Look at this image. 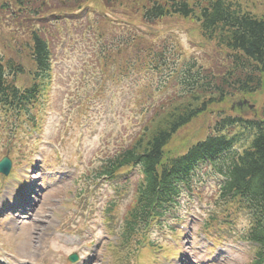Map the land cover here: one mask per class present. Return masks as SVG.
Instances as JSON below:
<instances>
[{
	"label": "rangeland",
	"instance_id": "rangeland-1",
	"mask_svg": "<svg viewBox=\"0 0 264 264\" xmlns=\"http://www.w3.org/2000/svg\"><path fill=\"white\" fill-rule=\"evenodd\" d=\"M41 1H44L41 15L46 17H51V13L59 11L66 2V0H35L34 4L38 5ZM3 2L4 0H0V52L9 53L13 48H3V45L9 42V38L15 39L18 36L24 39L30 36V31L26 27L28 26L27 23H20L19 18H15L10 12L2 8ZM143 2L145 0H126L124 3L126 9L131 14L136 15L133 19L128 18L121 11L110 12L100 1L93 0L88 3L89 6L84 10L85 17L80 18L71 14L68 22L63 24L62 31L61 28L51 25L48 20H40L44 28L55 31L49 38L50 48L53 52L51 66L54 65V69L51 70L49 81L43 83L40 89L41 93L37 98L40 105L34 108L38 127L36 133L31 130L27 132L24 129L26 123L21 126L20 130H14V123H18V120L14 119L13 115H5V112L0 108V156L4 151V146L9 143L7 142L9 137L13 140V144L9 143V145L16 156L15 173L22 172V167L25 164L20 165V162L23 158H29L33 162L31 167L34 168L35 172H38L37 166L42 162H37V160L42 158L41 154L44 153L43 162L45 166L41 172L36 173V179L33 178L32 174H29L28 180L23 182L25 186L32 183H40L46 186L53 183L55 179L53 176L48 177L51 171L46 170L54 158L46 152L47 148L42 146L45 141L49 148L48 143L53 142L55 144V147L60 150L63 161L67 164L61 166L62 170L58 174L61 179L52 188H49L42 196L40 193L43 190H40L39 195H37L38 200L35 199V205L31 209L21 208L19 216L0 212L1 239L14 245L21 257L26 255V251H30L33 255L29 257L30 262L41 260L39 262L41 264H70L68 260L72 252L88 254L80 245L68 246L52 236L48 225L52 224L51 216L57 214V226L59 228L62 226V228L73 233L83 235L84 240L93 242L95 249L90 253L89 264H154V260L151 258V250L148 247H142L143 250L140 251L134 247V252H137L135 256H133L134 254L130 256V251H120L122 248L118 251L114 250L116 247L115 222L120 221L125 205L130 203L135 185L134 177H138L137 171L134 170L129 176H127L126 171H122L114 182L111 181V186L105 183L99 187L98 184L85 181L83 176L85 172H89L91 167L100 164L101 157L111 153L117 136L121 135V137L119 136L121 139H126L132 131L139 128L145 119L139 112V106L136 105L139 95L143 97L142 86L144 72H146V68L143 67L144 62L138 66L135 62L137 67H133V69L138 70V73H141L139 78L126 76V69L129 67H125L124 63L130 55L126 54L114 58V54L110 50L113 38L104 31L107 29L110 32L117 31L116 42L118 44H120L118 33H124L123 36L130 33L139 38L141 44L173 47L176 52H181L183 57L193 56L203 61L205 57L209 60L210 57L207 53L212 54V50L207 45H200V37L194 34L195 27L184 20H179L176 15L146 23L139 15L138 3L142 5ZM118 6L115 4L112 9L115 10ZM253 8L255 9L252 11L255 13H258V10L264 12V6L263 8L253 6ZM99 11L106 13V22L101 26L98 25L101 16ZM95 22L98 31L94 27ZM56 24H59V21ZM197 29L199 31L198 25ZM97 34L102 37L100 38ZM13 44L16 45L15 40ZM16 58L26 67L33 66L27 52H24L23 56L16 53ZM62 61L64 71L59 66L62 65ZM214 67L224 66L221 63H215ZM166 70L168 71V68ZM222 70L223 68L218 69L219 72ZM26 79L27 76L20 78L21 82L18 84L21 87L27 86ZM157 83L158 78H155L153 87ZM263 88L264 86L248 95L246 100L253 108L250 109L246 106L247 109H244L246 114L252 115L255 111L261 113L259 109L264 103ZM178 90L179 87H176L175 84L156 90L154 102ZM238 98L236 97L234 100ZM234 100H231L230 106ZM177 101L167 104L166 110L170 109ZM154 102L150 98V103L144 104L147 109V106L153 103L154 109L157 110L158 116L153 119V125L160 119L164 108L163 104ZM213 109L215 111L217 107L215 106ZM212 120L209 117L194 119L189 126L179 130L172 138L170 141L172 148L184 149L190 141L202 136L206 126ZM151 128L152 124L149 129ZM37 140L39 144H36ZM41 146L42 148L39 149ZM23 149L24 156L22 155ZM15 173L10 177L13 178ZM42 175L43 180H40ZM201 176L205 180H212L213 185L205 182V180L200 184ZM216 176L209 166L203 167L195 176L193 189L190 188L188 194L183 193L178 199L180 204L175 209L174 215L180 218L179 221L184 224V229L180 234V240L179 236H175L179 243L175 246L178 248H173L169 243L166 244L168 251L173 249L174 254L180 256V259L176 261L177 264H204L201 262L205 259L208 261L211 255L206 250L208 242H203L196 237L208 240L211 238L204 237L201 225L196 223L188 213L198 216L208 214L207 210L211 208L207 202L210 201L214 189H217ZM128 177L131 179L132 187L130 186L127 193L125 187L123 188L124 193H119V186H125ZM0 178L4 179L1 176ZM0 185L2 187L3 184L0 183ZM195 190L201 195L197 194ZM40 196L41 199H39ZM66 197H68L69 202L78 204L79 210L69 209L65 203ZM109 201H115L117 208L114 216L115 221L109 220L110 222L104 223L102 211L105 210H102V207L111 205ZM231 211H234L233 207H231ZM234 218L237 224L234 226L235 228L245 225L244 216L234 214ZM171 222L172 219L168 217L166 221L162 220L160 224L151 228L150 238L157 245L162 240L169 241L168 223ZM103 226L105 230H103ZM108 227H110V231ZM174 227L178 226L175 225ZM225 230L226 228L222 229V231ZM108 234L110 237L105 238ZM48 235L54 239L50 243H46ZM228 237L232 241H236L234 234H230ZM110 242L113 243V247L111 244L107 245ZM250 246L251 244L241 248L237 244H233L221 256H218L219 252L214 253L213 257H217V262L210 264H246L251 257L248 255ZM129 248L131 247L129 246ZM43 249L47 251L46 255H43ZM125 254L128 257L127 260H124ZM182 257L184 259L181 260Z\"/></svg>",
	"mask_w": 264,
	"mask_h": 264
},
{
	"label": "trees",
	"instance_id": "trees-1",
	"mask_svg": "<svg viewBox=\"0 0 264 264\" xmlns=\"http://www.w3.org/2000/svg\"><path fill=\"white\" fill-rule=\"evenodd\" d=\"M14 1L19 10L27 9V1L32 2ZM117 1L107 0L106 3L114 6ZM147 1L148 5L143 4L140 8L145 20L169 14L198 18L204 36L231 51L235 63L230 65L229 62L223 73L195 70L190 81L191 91H194L189 95L191 97L175 102L164 111L161 122L146 133V138L140 137L139 141L104 160L97 175L112 176L124 166L140 167L143 177L137 185V206L127 222L132 231L136 228L133 224L137 219L148 221L149 215L156 213L158 203L168 202L177 195L180 183L188 180L198 161H208L223 173L221 195L233 193L248 206L251 216L248 237L257 246L252 264H264V112L260 120H243L241 124L247 128L245 132L230 133L232 117L225 115L227 118L216 122L205 140L193 144L186 151L178 152L179 149L169 146L173 135L198 114L208 111L215 100H225L235 93L244 95L261 87L264 17L254 13L252 6L248 9L233 5L234 0H190V3L187 0ZM76 2L81 5L82 0ZM36 9L32 8L33 11ZM32 35V44L28 45L32 46L31 50H17L7 45L6 49L13 50L4 54L0 52V107L6 113L18 112L26 103L21 97L27 91L18 88L14 82L16 77L25 75L29 69L23 70L16 53L27 51L32 59L34 56L40 72H47L50 68L44 32H33ZM223 109L224 113H228L229 107ZM253 122L254 126L248 129ZM244 135L245 143L235 148V143Z\"/></svg>",
	"mask_w": 264,
	"mask_h": 264
},
{
	"label": "water",
	"instance_id": "water-1",
	"mask_svg": "<svg viewBox=\"0 0 264 264\" xmlns=\"http://www.w3.org/2000/svg\"><path fill=\"white\" fill-rule=\"evenodd\" d=\"M9 164V161L7 158H4L3 160L0 161V169L3 167V166H6Z\"/></svg>",
	"mask_w": 264,
	"mask_h": 264
},
{
	"label": "bare ground",
	"instance_id": "bare-ground-1",
	"mask_svg": "<svg viewBox=\"0 0 264 264\" xmlns=\"http://www.w3.org/2000/svg\"><path fill=\"white\" fill-rule=\"evenodd\" d=\"M259 110H260V112H261V113H263V112H264V108H260ZM262 142H264V136L262 137ZM231 195H234V194H233V193H231ZM25 253H29V255H25V256H27V257H30V256H32V255H31V252H28V251H26Z\"/></svg>",
	"mask_w": 264,
	"mask_h": 264
}]
</instances>
